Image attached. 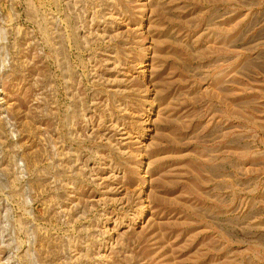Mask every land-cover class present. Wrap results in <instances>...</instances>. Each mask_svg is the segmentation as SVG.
<instances>
[{"label":"rangeland","instance_id":"obj_1","mask_svg":"<svg viewBox=\"0 0 264 264\" xmlns=\"http://www.w3.org/2000/svg\"><path fill=\"white\" fill-rule=\"evenodd\" d=\"M0 264H264V0H0Z\"/></svg>","mask_w":264,"mask_h":264}]
</instances>
